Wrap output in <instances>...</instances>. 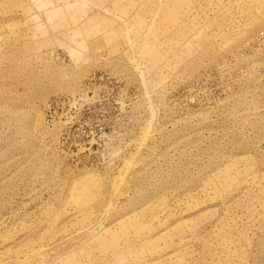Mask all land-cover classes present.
Returning <instances> with one entry per match:
<instances>
[{"label":"rangeland","instance_id":"1","mask_svg":"<svg viewBox=\"0 0 264 264\" xmlns=\"http://www.w3.org/2000/svg\"><path fill=\"white\" fill-rule=\"evenodd\" d=\"M0 264H264V0H0Z\"/></svg>","mask_w":264,"mask_h":264}]
</instances>
